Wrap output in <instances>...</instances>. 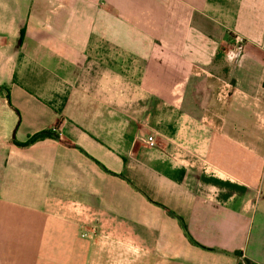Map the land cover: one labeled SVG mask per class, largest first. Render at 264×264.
I'll return each mask as SVG.
<instances>
[{"label":"crops","instance_id":"crops-1","mask_svg":"<svg viewBox=\"0 0 264 264\" xmlns=\"http://www.w3.org/2000/svg\"><path fill=\"white\" fill-rule=\"evenodd\" d=\"M263 178L264 0H0L8 263L264 264Z\"/></svg>","mask_w":264,"mask_h":264},{"label":"rangeland","instance_id":"rangeland-1","mask_svg":"<svg viewBox=\"0 0 264 264\" xmlns=\"http://www.w3.org/2000/svg\"><path fill=\"white\" fill-rule=\"evenodd\" d=\"M260 191H261L260 198L256 205L254 218L251 226V240L253 242V248L256 246L259 248L258 254L261 257L264 255V178L261 184ZM11 255L12 254L10 253L0 254V264H11L8 263L7 260L4 258L6 256L11 257ZM15 256H17L18 260H20L21 258L20 253H16ZM260 260H262V258H260Z\"/></svg>","mask_w":264,"mask_h":264},{"label":"built area","instance_id":"built-area-1","mask_svg":"<svg viewBox=\"0 0 264 264\" xmlns=\"http://www.w3.org/2000/svg\"><path fill=\"white\" fill-rule=\"evenodd\" d=\"M242 39L236 37L233 42L231 47L225 52V58L226 60L231 63V64H235L240 60V57L242 55ZM146 142L148 143V145L152 146L153 143V138L149 137ZM82 237H85L86 234L82 233L81 234Z\"/></svg>","mask_w":264,"mask_h":264},{"label":"trees","instance_id":"trees-1","mask_svg":"<svg viewBox=\"0 0 264 264\" xmlns=\"http://www.w3.org/2000/svg\"><path fill=\"white\" fill-rule=\"evenodd\" d=\"M52 134L50 132H42L36 136H34L31 141H37V140H41L47 137H50Z\"/></svg>","mask_w":264,"mask_h":264}]
</instances>
